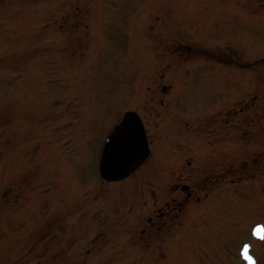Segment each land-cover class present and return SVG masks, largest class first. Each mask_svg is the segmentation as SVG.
Here are the masks:
<instances>
[{"label":"rangeland","instance_id":"rangeland-1","mask_svg":"<svg viewBox=\"0 0 264 264\" xmlns=\"http://www.w3.org/2000/svg\"><path fill=\"white\" fill-rule=\"evenodd\" d=\"M34 1L0 0V264H246L243 244L264 264V110L229 111L248 93L262 105L264 0H81L75 29L68 2ZM172 29L203 53L167 55ZM30 30L73 55L22 48ZM138 109L151 159L104 184V142Z\"/></svg>","mask_w":264,"mask_h":264},{"label":"water","instance_id":"water-1","mask_svg":"<svg viewBox=\"0 0 264 264\" xmlns=\"http://www.w3.org/2000/svg\"><path fill=\"white\" fill-rule=\"evenodd\" d=\"M131 125L130 141L116 149V139L122 128ZM149 155L147 138L140 118L134 113L126 114L120 127L112 134L107 142L100 163V172L106 181H119L134 172Z\"/></svg>","mask_w":264,"mask_h":264},{"label":"snow or ice","instance_id":"snow-or-ice-1","mask_svg":"<svg viewBox=\"0 0 264 264\" xmlns=\"http://www.w3.org/2000/svg\"><path fill=\"white\" fill-rule=\"evenodd\" d=\"M131 135H132L131 125H129L126 128H122L120 134L116 139V149L119 150L124 142L130 141ZM252 234L257 238L264 240V225L257 224L252 229ZM249 249H250L249 244H243L240 254L243 257V259L248 262V264H255L253 257L249 255Z\"/></svg>","mask_w":264,"mask_h":264}]
</instances>
